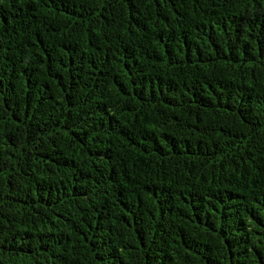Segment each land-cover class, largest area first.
I'll return each mask as SVG.
<instances>
[{
    "label": "trees",
    "instance_id": "trees-1",
    "mask_svg": "<svg viewBox=\"0 0 264 264\" xmlns=\"http://www.w3.org/2000/svg\"><path fill=\"white\" fill-rule=\"evenodd\" d=\"M0 264H264V0H0Z\"/></svg>",
    "mask_w": 264,
    "mask_h": 264
}]
</instances>
